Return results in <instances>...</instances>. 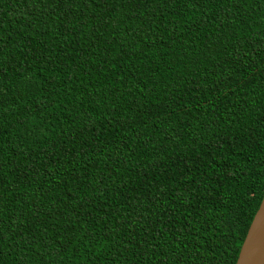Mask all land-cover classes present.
I'll use <instances>...</instances> for the list:
<instances>
[{
	"label": "trees",
	"instance_id": "obj_1",
	"mask_svg": "<svg viewBox=\"0 0 264 264\" xmlns=\"http://www.w3.org/2000/svg\"><path fill=\"white\" fill-rule=\"evenodd\" d=\"M264 192V0H0V264H234Z\"/></svg>",
	"mask_w": 264,
	"mask_h": 264
},
{
	"label": "water",
	"instance_id": "obj_2",
	"mask_svg": "<svg viewBox=\"0 0 264 264\" xmlns=\"http://www.w3.org/2000/svg\"><path fill=\"white\" fill-rule=\"evenodd\" d=\"M234 264H264V192L248 225Z\"/></svg>",
	"mask_w": 264,
	"mask_h": 264
}]
</instances>
